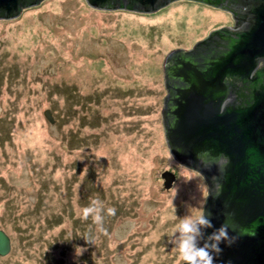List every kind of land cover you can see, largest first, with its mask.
<instances>
[{
  "label": "rangeland",
  "instance_id": "obj_1",
  "mask_svg": "<svg viewBox=\"0 0 264 264\" xmlns=\"http://www.w3.org/2000/svg\"><path fill=\"white\" fill-rule=\"evenodd\" d=\"M230 25L191 0L148 13L41 0L0 19V264L184 263L177 225L205 184L164 142L160 64ZM94 199L116 209L107 234L83 219Z\"/></svg>",
  "mask_w": 264,
  "mask_h": 264
},
{
  "label": "water",
  "instance_id": "obj_2",
  "mask_svg": "<svg viewBox=\"0 0 264 264\" xmlns=\"http://www.w3.org/2000/svg\"><path fill=\"white\" fill-rule=\"evenodd\" d=\"M40 1L0 0V19L15 18ZM171 1L84 0L95 10L137 13L152 12ZM191 1L229 14L233 7L225 1ZM258 1L249 31L230 29V14L232 25L209 31L187 50H169L160 64L164 142L170 156L205 184L200 214L211 227H201L198 246L212 243L210 237L225 226L233 241H222L221 251L212 253L217 264H264V66L258 68L264 59V0ZM216 38L226 42L225 50H202ZM233 80L247 87L248 99L235 93ZM44 116L53 123L50 110ZM161 178L169 190L174 174L165 171ZM10 250V238L0 230V258Z\"/></svg>",
  "mask_w": 264,
  "mask_h": 264
},
{
  "label": "clouds",
  "instance_id": "obj_3",
  "mask_svg": "<svg viewBox=\"0 0 264 264\" xmlns=\"http://www.w3.org/2000/svg\"><path fill=\"white\" fill-rule=\"evenodd\" d=\"M115 213V208H106L105 204L99 199H94L91 206L85 207L82 210L83 219L87 221L89 217H92L99 231L105 234H107L104 228L105 215L114 216ZM201 227H211L209 219L203 214L196 215L194 219H185L177 225L181 233L178 252L184 264H214L215 258L212 253H219L221 251L219 247L220 243L222 241H228L229 243L233 242L225 226L210 237V240L213 241L212 243L200 247L197 241L198 237L201 235ZM82 251L83 249H81V252Z\"/></svg>",
  "mask_w": 264,
  "mask_h": 264
},
{
  "label": "flooded vegetation",
  "instance_id": "obj_4",
  "mask_svg": "<svg viewBox=\"0 0 264 264\" xmlns=\"http://www.w3.org/2000/svg\"><path fill=\"white\" fill-rule=\"evenodd\" d=\"M215 1L216 2L225 1L228 7L233 6L232 9L229 8L230 10H232L229 12L233 18V25L230 27V29H233V31L235 32L240 31V30L247 32L250 30V26L252 24L253 16H254L252 11L255 8H257L256 6L260 3V1L258 0H214V2ZM211 48L225 50L226 42L216 38L210 41V43L206 44L205 47H202V50H207ZM263 66H264V59L259 62L258 68L263 67ZM232 84H234L235 93L239 95V98H242L241 100H245L249 98L250 92L247 90L246 86L241 85V83L237 82L236 80H233ZM214 264H217V263L214 262Z\"/></svg>",
  "mask_w": 264,
  "mask_h": 264
}]
</instances>
